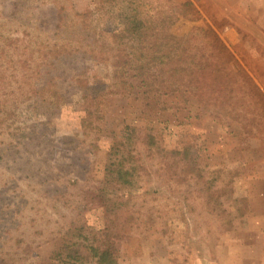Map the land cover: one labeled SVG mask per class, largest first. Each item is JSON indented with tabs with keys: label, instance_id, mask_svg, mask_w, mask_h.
Masks as SVG:
<instances>
[{
	"label": "rangeland",
	"instance_id": "374dc122",
	"mask_svg": "<svg viewBox=\"0 0 264 264\" xmlns=\"http://www.w3.org/2000/svg\"><path fill=\"white\" fill-rule=\"evenodd\" d=\"M158 30L232 61L205 107L184 77L178 99L137 87ZM106 243L116 264H264V0H0V264Z\"/></svg>",
	"mask_w": 264,
	"mask_h": 264
},
{
	"label": "trees",
	"instance_id": "16d2710c",
	"mask_svg": "<svg viewBox=\"0 0 264 264\" xmlns=\"http://www.w3.org/2000/svg\"><path fill=\"white\" fill-rule=\"evenodd\" d=\"M189 3L186 2L184 5H188ZM125 17L123 20L126 22V26L123 27L124 33H129L131 35V39H136L135 35L138 32L137 27L138 25L144 29L146 26L142 24V21H138L137 18L133 15L130 16H123ZM154 27V26H153ZM136 31V32H135ZM160 30L157 31V35L159 34ZM146 36V35H145ZM147 37L143 38L146 39ZM159 39V36H158ZM155 39H152L153 44L156 45L157 48L160 50V55L158 57H147L146 61L144 63H139L138 59L136 60H129L128 62L130 65L126 64V66L131 70L132 78L137 79V87H146L147 92L152 90H161L163 93L158 94L156 98L152 97V101H158L163 97L169 96V95H175V97L178 99V97L182 98L183 95L176 89L174 86V81L176 83L182 82L178 78H183L184 81L182 82V85L186 88L189 87V92H192L196 96V101L202 103L205 99L202 97L205 93V72L208 71L209 68L214 70L217 74L216 79L218 81L223 78L222 74L220 73V70L223 67L229 68V71L233 72L234 67L230 65V67L224 66L227 63L230 64L232 61L228 60L226 58L217 57L213 60L205 55L200 54L198 57H194V55H191L185 50L189 55H182L174 53L179 47V41L180 39L175 38L171 36L170 34L166 33L165 30L160 31V40L158 41V44H156L157 41ZM222 48V47H221ZM154 52L156 53V50L154 49ZM159 53V51L157 50ZM153 53V54H155ZM140 58V57H138ZM164 59V61H162ZM178 59V61H177ZM215 60V61H214ZM161 65V67L158 68V66ZM120 70V69H119ZM115 73H117V77L121 78V75L116 70ZM176 73V75H173ZM162 74H167L168 76L162 78ZM122 82V79H121ZM168 82V83H167ZM205 83V84H204ZM224 81H222L219 84L218 89L216 92L218 94H222L225 90ZM223 86V87H221ZM191 88V89H190ZM178 93V94H176ZM181 95H180V94ZM205 102L202 103V106L205 107ZM128 136H131L132 132H127ZM126 133V134H127ZM145 138H148L150 140L149 145L156 146L154 137L151 134H146L142 140H145ZM128 145V143L126 144ZM170 153H173L174 151H169ZM134 171L133 167H130L128 169H123L118 165V169L116 170V175L118 177H121L123 175L128 176L132 175V172ZM134 174V173H133ZM92 251V261H94L93 264H116V249L112 247V243H106V246L103 248L93 247L91 249ZM70 254H67L66 257L69 261H64L60 263H54V264H81L75 262L76 260L74 257H70Z\"/></svg>",
	"mask_w": 264,
	"mask_h": 264
}]
</instances>
